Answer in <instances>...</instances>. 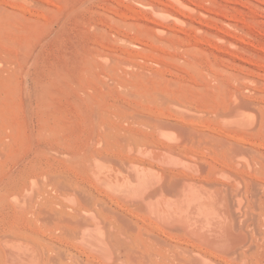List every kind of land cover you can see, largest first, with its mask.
Returning a JSON list of instances; mask_svg holds the SVG:
<instances>
[{
	"label": "bare ground",
	"instance_id": "bare-ground-1",
	"mask_svg": "<svg viewBox=\"0 0 264 264\" xmlns=\"http://www.w3.org/2000/svg\"><path fill=\"white\" fill-rule=\"evenodd\" d=\"M167 1L174 9L157 13L184 24L194 4ZM10 30L0 24V264H264V147L254 142L264 125L250 108L219 106L211 127L204 110L156 87L141 97L156 112L97 108L92 144L64 151L56 138L58 146L45 144L33 103L32 143L15 101L21 90L33 94L35 59L30 41L7 38ZM137 42L145 49L137 59L161 63L157 45ZM20 137L29 143L20 140L21 150Z\"/></svg>",
	"mask_w": 264,
	"mask_h": 264
},
{
	"label": "rangeland",
	"instance_id": "rangeland-1",
	"mask_svg": "<svg viewBox=\"0 0 264 264\" xmlns=\"http://www.w3.org/2000/svg\"><path fill=\"white\" fill-rule=\"evenodd\" d=\"M191 2L194 9L181 24L157 13V6L174 9L167 0H0V24L12 29L6 37L30 41V54L35 59L32 71L36 83L29 84L33 94L21 90L15 101L22 110L24 136L31 135L27 127L31 108L35 107L42 125L45 123L48 128L44 142L49 148L58 146L56 143L60 141L64 151L65 147L82 150L93 141L94 110H108L121 104L135 107L138 113H153L155 109L143 105L141 97L153 94L156 87L170 89L175 99L204 110V123L211 127L218 125L219 106L232 105L237 108L246 105L250 108L248 115L256 117V122L263 126L264 53L259 49L264 48V0ZM156 24L163 25L165 30L158 31ZM238 38L247 39L250 46ZM137 40L157 45L163 52L159 65L137 59L145 50L138 46ZM13 66L16 65L9 64ZM19 99L23 102L17 103ZM119 121L115 123L128 129L136 126L131 121ZM20 140L29 146L20 137L19 150ZM30 140L33 143L35 136L31 135ZM254 142L264 147L263 136L256 137Z\"/></svg>",
	"mask_w": 264,
	"mask_h": 264
}]
</instances>
